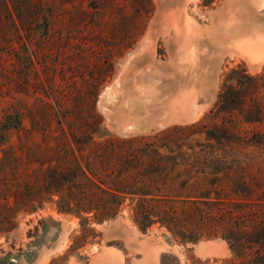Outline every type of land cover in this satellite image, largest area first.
Wrapping results in <instances>:
<instances>
[{
    "label": "rangeland",
    "instance_id": "rangeland-1",
    "mask_svg": "<svg viewBox=\"0 0 264 264\" xmlns=\"http://www.w3.org/2000/svg\"><path fill=\"white\" fill-rule=\"evenodd\" d=\"M92 112L96 142L178 131L160 153L177 162L172 177L194 178L173 206L205 189L216 217L236 223L169 229L153 217L140 229L130 198L102 222L58 212L47 191L30 203L34 187L46 190L37 177L55 164L61 130L82 145ZM0 134V264H264V0H9ZM229 231L247 234L241 248L222 238Z\"/></svg>",
    "mask_w": 264,
    "mask_h": 264
},
{
    "label": "trees",
    "instance_id": "trees-1",
    "mask_svg": "<svg viewBox=\"0 0 264 264\" xmlns=\"http://www.w3.org/2000/svg\"><path fill=\"white\" fill-rule=\"evenodd\" d=\"M8 1L0 0V6L5 8ZM23 22L25 20L21 19L20 23ZM47 96L55 97L53 92H49ZM55 107L58 109L57 113H60V103H56ZM88 116L90 122L80 123L91 129L90 136L82 145L78 142L82 137L75 136L76 132L69 131L67 134L61 130L62 142L56 145L55 164L43 173H38L37 178L45 182L46 190L40 186L34 187V195L30 196V192L26 194L29 199L32 198L30 203L37 200L40 202L43 199L41 191H47L49 193L47 195L59 196L58 212L74 215L93 213L95 219L102 222L116 216L122 203L126 198H130L131 202L136 201L134 222L140 229H146L153 224V217H158V221L169 229H178L182 224L189 225L209 220L215 223L221 221L236 223L234 220L236 216L232 212L222 213L220 217H216L214 211H219L220 202L211 200L205 189L199 190L197 196L177 201L183 205L180 212L173 206L175 201L170 199L181 198L177 195L181 187L186 186L194 178L189 176L187 170L177 172V177H172L171 174L178 164L172 162L170 154L160 153L163 147L161 143L172 141L168 133L178 131L173 128L165 130L148 137L147 140L146 137L111 138L96 142L93 141L92 135L96 133L101 119L93 112ZM15 123L20 124L18 119ZM68 135L72 137V143L77 149L71 148L66 137ZM2 139L3 136L0 134V140ZM144 140L142 145L137 143ZM88 142L91 146L90 152L83 156V147ZM164 148L169 149L167 146ZM191 164L193 163L185 160L181 165ZM184 176L187 179L182 181ZM245 235L247 234L229 231L222 238L230 242L232 247L241 248Z\"/></svg>",
    "mask_w": 264,
    "mask_h": 264
},
{
    "label": "bare ground",
    "instance_id": "bare-ground-1",
    "mask_svg": "<svg viewBox=\"0 0 264 264\" xmlns=\"http://www.w3.org/2000/svg\"><path fill=\"white\" fill-rule=\"evenodd\" d=\"M201 68H202V67H201ZM199 70H200V69H199ZM204 71H205V70H204ZM204 71H203V72H204ZM207 71H208V70H207ZM199 72H200V71H199ZM208 73H209V72H208ZM207 75H208V74H207ZM198 77H199V76H198ZM203 77H204V76H203ZM197 79H198L197 77L195 78V80H194V79H191V80H190V83H191V84L188 83V85H189L191 88L194 89V88H195V84H196V82H197ZM206 80H207V79H206ZM202 81L204 82V80H202ZM198 82H199V81H198ZM198 82H197V83H198ZM203 82H201V83H203ZM203 84H204V83H203ZM200 85H202V84H200ZM195 89H196V88H195ZM187 95H188L187 93H186V94H182V96H180L181 100L186 99V98H187ZM190 97H191V96H190ZM187 99H188V98H187ZM189 99H190V98H189ZM181 100H179V101L177 100V102H182ZM177 102H176V104H177V106H178L179 104H178ZM187 102H188V104H189V101H187ZM190 102H191V99H190ZM182 103H186V102H182ZM192 104H193V103H192ZM183 105H185V104H182V106H183ZM190 105H191V104H189L188 106H190ZM186 106H187V104H186ZM186 106H183V107H180V108L183 109V111L186 110V112H188V111H187V110H188V108H187L188 106H187V107H186ZM178 108H179V107H178ZM189 109H190V108H189ZM186 112H185V111H184V112L180 111V113H182L181 116H182V117H183V116L186 117V116H187V115H186V114H187ZM189 115H190V114H189Z\"/></svg>",
    "mask_w": 264,
    "mask_h": 264
}]
</instances>
